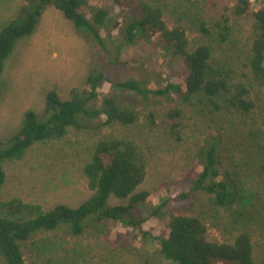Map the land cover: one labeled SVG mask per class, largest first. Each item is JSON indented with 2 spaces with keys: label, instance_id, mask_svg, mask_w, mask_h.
I'll return each mask as SVG.
<instances>
[{
  "label": "trees",
  "instance_id": "trees-1",
  "mask_svg": "<svg viewBox=\"0 0 264 264\" xmlns=\"http://www.w3.org/2000/svg\"><path fill=\"white\" fill-rule=\"evenodd\" d=\"M112 1L132 15L117 38L113 31L120 25L119 21H113L111 28L105 30L110 15L102 8H97L89 20L84 15V8L88 6L86 0H31L30 10L24 14L21 23L11 20L0 30V73L16 41L32 34L41 12L46 6H53L75 30L91 38L103 53L110 56L109 64H120L121 50L134 44L138 37H146L173 62L179 60L183 64L182 82L168 81L162 87L150 88L146 80L135 77L114 81L107 75L106 66L89 71L85 88H72L67 99H61L57 90L52 89L46 96L44 111L41 114L27 111L19 131L5 144L0 141L3 147L0 152V189L6 180L3 161L22 160L37 143L60 141L71 129L99 133L105 127L135 124L138 120L135 109L119 104L111 96L100 97L99 90L107 82L135 92L145 102L156 97L182 102L196 99L219 111L227 109L249 114L255 110L250 88L243 83H232L228 69L214 64L209 44L200 43L191 48L186 29L182 25L169 27L161 6L149 0ZM257 2L262 6L253 12L255 31L247 67L253 80L264 87V0H234L231 12L235 16L246 15L253 11ZM194 25L203 37L213 36L212 31L219 30L216 39L220 43L226 42L231 34L227 16H222L209 28L202 19ZM147 117L154 123L152 113ZM180 119L181 110L177 107L169 108L162 119L169 135L178 141L181 139ZM224 130L220 128L207 134L195 152L193 167L188 173L162 183L159 188L164 191L176 188L179 194L162 196L155 205L147 204L148 191L138 190L146 177V159L138 145L124 136L101 134L81 167L91 195L79 205L57 203L46 209L40 203L19 198L0 203L2 263L27 264L24 257L27 242L36 235L60 229L73 236L93 229L111 247L124 249L123 233L117 227L120 223L137 230L145 240L158 241L156 254L159 259L141 257L142 264H160L159 260L173 264H264V253L259 259L255 256L250 230L240 226L251 222L248 210L254 197L251 185L258 186L261 195L264 190L259 182L248 183L236 156L225 148ZM249 137L252 154L264 156V145L256 139L257 134L252 131ZM199 193L208 198L212 208L227 214L231 226L229 239H212L207 224L198 215L166 210L171 201L189 200ZM112 199L124 202L114 204ZM164 215L168 221L162 236L144 230L149 218Z\"/></svg>",
  "mask_w": 264,
  "mask_h": 264
},
{
  "label": "rangeland",
  "instance_id": "rangeland-1",
  "mask_svg": "<svg viewBox=\"0 0 264 264\" xmlns=\"http://www.w3.org/2000/svg\"><path fill=\"white\" fill-rule=\"evenodd\" d=\"M30 1L0 0V30L11 20L21 23L24 14L30 10ZM86 1L88 6L84 8V15L89 20L97 8L109 12L105 30L111 28L113 21H119L120 25L113 31L117 38L131 13L117 7L112 0ZM149 1L163 8L169 27L182 25L186 29L191 48L200 43L211 46L214 64L228 69L232 83H243L250 88L255 110L249 114L227 109L219 111L196 99L182 102L156 97L145 102L133 91L104 83L99 90L100 97L111 96L119 104L135 109L137 122L129 127H105L99 133L71 129L60 141L33 145L22 160L3 161L6 180L0 189V203L19 198L40 203L46 209L57 203L79 205L91 195L81 167L97 138L101 134H111L130 138L143 152L146 177L138 190L148 191L147 204L155 205L162 196L179 194L176 188L172 191L159 188L162 183L188 173L203 138L220 128H225V148L236 156L248 183L259 182L264 190V156L253 155L249 141V134L254 131L256 139L264 145V87L253 80L247 67L255 31L253 12L262 3H254L253 11L246 15L235 16L231 12L234 0ZM222 16L229 18L231 27V34L224 43L216 39L219 30L212 31L213 36L203 37L194 25L202 19L209 28ZM119 58L120 64H109L110 56L103 53L91 38L75 30L72 23L53 6H46L34 32L18 39L4 61L0 73V141L5 144L19 131L27 111L41 114L46 96L52 89L57 90L61 99H67L72 88H85L86 77L92 69L100 70L107 66L106 73L112 80L135 77L146 80L150 88L162 87L168 81L181 83L184 76L183 64L179 60L173 62L146 37H138L134 44L126 45ZM171 107L181 110L179 141L169 135L162 123L164 113ZM149 113L155 116L154 123L149 121ZM2 150L0 146V152ZM251 187H254L251 190L254 197L248 207L251 222L240 226L248 228L253 235L255 256L259 259L264 253V195L258 186ZM122 202L112 199L114 204ZM208 202V198L199 193L189 200L171 201L166 210L198 215L207 224L212 239H229L231 226L227 214L221 209L215 210ZM167 221V215L151 217L144 224V230L162 236L166 232ZM117 227L123 233L124 249L111 247L93 229L80 236L60 229L36 235L28 241L24 248L26 263L142 264L141 257L159 259L156 254L158 241L145 240L137 230L120 223ZM159 262L173 264L167 260ZM0 264H3L1 259Z\"/></svg>",
  "mask_w": 264,
  "mask_h": 264
}]
</instances>
